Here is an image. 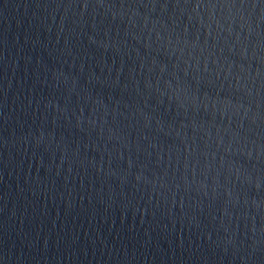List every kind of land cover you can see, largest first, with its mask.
Segmentation results:
<instances>
[{"label":"water","instance_id":"95a60500","mask_svg":"<svg viewBox=\"0 0 264 264\" xmlns=\"http://www.w3.org/2000/svg\"><path fill=\"white\" fill-rule=\"evenodd\" d=\"M131 0H0V264H18L72 157Z\"/></svg>","mask_w":264,"mask_h":264}]
</instances>
